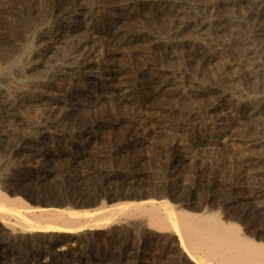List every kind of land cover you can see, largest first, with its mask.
Instances as JSON below:
<instances>
[{
	"label": "rangeland",
	"instance_id": "1",
	"mask_svg": "<svg viewBox=\"0 0 264 264\" xmlns=\"http://www.w3.org/2000/svg\"><path fill=\"white\" fill-rule=\"evenodd\" d=\"M231 1L78 0L90 11L85 23L59 25L53 19L73 0H0L1 95L12 103L36 90L30 81L43 80L45 95L61 100L52 113L44 101L24 100L13 110L24 123L47 124L39 147L51 152L43 159L47 177L27 179L19 195L73 209L167 199L177 210L215 211L264 241V0ZM63 25L71 31L65 28L59 47L44 49L50 34L44 39L40 31L60 33ZM85 44L100 45L108 59L85 67ZM60 64L71 70L51 79ZM106 78L112 84L104 86ZM12 126L11 115L0 112L2 179L26 172L8 149ZM118 212L101 229L55 236L49 250L76 257L66 264H196L175 230Z\"/></svg>",
	"mask_w": 264,
	"mask_h": 264
},
{
	"label": "bare ground",
	"instance_id": "2",
	"mask_svg": "<svg viewBox=\"0 0 264 264\" xmlns=\"http://www.w3.org/2000/svg\"><path fill=\"white\" fill-rule=\"evenodd\" d=\"M231 2L234 4L237 3L235 0H232ZM89 14H90V11L85 10V7L79 4L78 0H75V1L73 0L72 6L66 7V8L63 7V9H61V11L57 14V16L56 17L54 16L55 18L53 19V21L54 23L60 25L61 22L63 23V21L64 20L66 21V19L73 20L74 18L75 19L76 18L81 19L84 17L87 18ZM69 26L68 25H63L62 27L59 26L58 29L62 30V32L60 33H58L59 31H56L55 29L53 30V28L49 26H48L46 33L43 34L42 32L44 31L42 32L40 31V36L44 39L47 34L48 36L50 34V36L47 37L49 39L48 41L49 44L48 43L45 44L44 42L45 40H43L44 44L42 45L43 47L45 46L44 49L46 48L51 49L52 46H55L58 42L61 43V41L65 37V34H63V31L66 32L65 28H68L67 31H71L69 30L70 28ZM94 31L96 30H93V31L91 30V32L89 31L90 38L92 39L95 38ZM67 38H65V40ZM39 42H38V45L40 44ZM81 45L83 44L81 43L78 44L79 47H81ZM33 46H35V44ZM84 46H85L86 52L84 54H81L80 56L82 57V62L85 61L84 63L81 62L83 65H85V67L98 66L102 61H104L109 56L108 54L104 53L101 50L102 48H100L101 46L98 44H91L90 46L88 44H85ZM31 52L29 51V54L28 55L26 54L27 61H29L30 63H31L30 61ZM37 58L39 59L40 57H37ZM27 64L29 63L27 62ZM28 68H31V66H28ZM70 70L68 69L67 71H70ZM67 71H66V65L60 64L57 66L56 70L52 72V74L50 73L49 74L52 77L51 79L63 80L67 74ZM47 78L48 77H46V79ZM107 79L109 78H106L105 80L103 79L102 81L104 83V86H106L107 84L110 83V81H112V80H107ZM27 85H28L27 88H33L36 90L33 92H30L28 90L29 91L28 94L26 95L24 94L22 95V97L19 96L20 97L19 99H17L18 98L17 97L16 98L17 100L12 99V103H10V101L8 102L3 94L1 95L2 92L0 93V96H1L0 112L6 113V114L8 113L9 115H11L12 121H13V126L11 130H9L7 133V138L9 139V144H10L9 148L8 147L7 148L10 150L11 153H14L15 155H19L20 163L26 168L25 173L19 172L17 174H12L13 176L11 175L10 178L6 177V174H4L5 176L3 179L1 178L2 175L0 176L1 178V183H0V264L5 263V258H6L5 255H7V253L9 252L14 253L11 264H56L57 262L56 260L58 259L62 260L64 263L72 261L74 260V258H76L73 255L72 256L64 255L63 254L64 252L57 253L55 251L49 250V247H51L56 240L55 236L58 237V235H61V234H65V235L72 234L76 231H81L86 227H89L91 229H101L103 228L105 224L111 222L115 218L118 211L119 212L121 211L124 214H132V213H137V212L142 213L149 217L151 224L155 228H158L157 230H160V229L161 230H169V229L175 230L174 232H176L178 236L179 244L182 247H184V250L186 251V255H188L189 259L196 262V264H264V241H260L259 238H258L259 241L256 240L257 238L256 236H255L256 238L249 237L247 236L248 235L247 233H246L247 235H245L244 233L241 232V228L238 226V224L231 222V220L230 221L222 220L220 216L218 215V213L215 211H211L208 213H197V212H192L190 210L182 209V208L177 210L172 206V204L167 199L155 200V199L146 198V200H141V201H136V202L127 201V202L120 203V204H117V203H114L112 205L110 204L109 206L100 205L92 209H76V208L73 209L72 207L59 208V207H56L55 205L52 206L54 204L53 203L54 200H52V202L45 201V200L43 201V198L42 200H38L36 198L37 200L35 199V201L36 202L38 201L39 203L45 202L44 204L47 205L46 207L40 206L38 204L33 205L30 202L24 200L19 194L21 192V188L23 184L25 183V181L27 179H30L33 176L36 178V180L39 183H42L44 179L47 177V174L49 171V164H46L47 162L44 161L43 159L47 158L48 156L46 154L50 155L51 152L49 149H46L45 147L43 148V146L39 147V144L41 143L43 144L44 134L47 132L46 131L47 124H41V125L32 124L31 125V123H24L21 119L18 118V116L16 117L17 113L16 115H14L15 108H17L18 105H21V103L24 102V100H28L29 102L35 101V103L36 102L43 103L44 101L45 104L44 103L43 104L46 107L45 112L52 113L61 102V100L57 98L58 96L56 94L55 95L57 97L45 95V92L47 93L48 90L46 89L47 91H44L45 89L42 90V88H47L49 86L48 82L43 81V80L42 81L36 80V81H30ZM25 105L26 103L23 106ZM87 132L88 131L83 132L84 136L89 135ZM81 136L82 138H84L83 135ZM79 140L78 142H80ZM5 141H6V138L0 136V144ZM45 146H48V145H45ZM43 161L46 163H43ZM145 194L144 195L140 194V195L142 197V196H145ZM29 197H32V196H29ZM33 198H31V200H33ZM29 201H30V198H29ZM231 205L232 203L230 204V206ZM262 209H264V207ZM251 212L252 211H249L250 214ZM262 212L263 211L261 210V213ZM252 219H255V218H252ZM248 220L251 221V219H248ZM255 226L257 227L256 224L254 225V227ZM261 233H263V231ZM4 238L13 239L20 246L18 247L14 246V245H17L15 244V242H14V245H9L4 242ZM35 240H38V242L35 243L34 242ZM67 242L69 241H66V243ZM61 247H64V246L62 245ZM43 256H45L44 259L46 258V260L40 261V259Z\"/></svg>",
	"mask_w": 264,
	"mask_h": 264
}]
</instances>
